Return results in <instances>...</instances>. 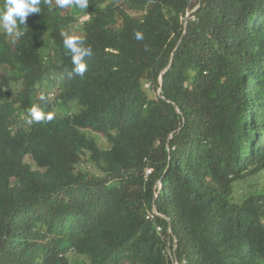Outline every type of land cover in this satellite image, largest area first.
<instances>
[{"label":"trees","instance_id":"16d2710c","mask_svg":"<svg viewBox=\"0 0 264 264\" xmlns=\"http://www.w3.org/2000/svg\"><path fill=\"white\" fill-rule=\"evenodd\" d=\"M40 7L0 32V264H174L169 224L189 264H264V0Z\"/></svg>","mask_w":264,"mask_h":264},{"label":"clouds","instance_id":"9594fccd","mask_svg":"<svg viewBox=\"0 0 264 264\" xmlns=\"http://www.w3.org/2000/svg\"><path fill=\"white\" fill-rule=\"evenodd\" d=\"M45 3L51 6V0H45ZM40 5L41 0H4L3 6L0 7V30L14 38L21 37L24 32L19 26L27 25L26 20L30 14L41 13ZM56 6L61 9L74 7L84 10L89 7V0H56ZM62 35L64 36L63 45L70 53L73 65L71 71L66 70L68 78L71 79L73 74L83 77L88 70L85 57H91L92 55L91 46H85V38L80 35L68 33H62ZM134 35L137 40L144 38L143 33L140 31H136ZM49 96L50 98L55 97V93H50ZM41 99L43 100L45 97L41 96ZM28 115L27 122L29 124L49 122L54 119V113L51 111L45 112L39 104H33L28 110Z\"/></svg>","mask_w":264,"mask_h":264},{"label":"built area","instance_id":"2783aa9c","mask_svg":"<svg viewBox=\"0 0 264 264\" xmlns=\"http://www.w3.org/2000/svg\"><path fill=\"white\" fill-rule=\"evenodd\" d=\"M86 17H83L81 19V22H86V21H89L90 18H86ZM152 174V169H147L146 170V180L149 179V176ZM157 191H155V199L158 198L162 188H163V185H162V182L160 181L157 186ZM146 219L151 222L157 229V233L158 234H163L164 231H165V228L162 224L159 223V219H166L168 221V219L159 212L158 208L156 205H153V207L148 211L147 215H146ZM168 233L171 235V238H172V242L169 243V247H168V254L171 256V258L173 259L174 261V264H189V261L187 259H178V256H177V247H178V240H177V237L174 235L173 233V230H172V227L171 225L169 224V228H168Z\"/></svg>","mask_w":264,"mask_h":264},{"label":"rangeland","instance_id":"374dc122","mask_svg":"<svg viewBox=\"0 0 264 264\" xmlns=\"http://www.w3.org/2000/svg\"><path fill=\"white\" fill-rule=\"evenodd\" d=\"M56 13H57V11H56ZM86 18H90V16L89 15H87V16H85ZM85 18V19H86ZM81 19L82 18H80V21H81ZM71 26H73L72 28H73V32H72V34H77L79 31H76V28L78 27V25L77 24H75V23H72V25ZM0 32H4L3 30H0ZM48 85V84H47ZM50 90H47L49 93H55V91H53V90H55V88L54 89H51V87L49 88ZM56 94V93H55ZM52 98H54V97H52ZM53 100V99H52ZM27 162H29V163H33V160L30 158V157H28L27 159ZM258 182V179L257 178H251V179H249V180H246V181H242V182H239V184H237V188H239V193L240 194H242L243 193V191L242 190H244L245 188H247V187H252L254 184H256ZM242 189V190H241ZM72 258V260H71V263L72 264H74L75 262H74V257L72 256L71 257Z\"/></svg>","mask_w":264,"mask_h":264},{"label":"water","instance_id":"95a60500","mask_svg":"<svg viewBox=\"0 0 264 264\" xmlns=\"http://www.w3.org/2000/svg\"><path fill=\"white\" fill-rule=\"evenodd\" d=\"M161 84H162V86H163V79H161ZM162 90H163V87H161L159 93L162 92Z\"/></svg>","mask_w":264,"mask_h":264}]
</instances>
